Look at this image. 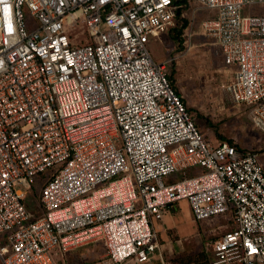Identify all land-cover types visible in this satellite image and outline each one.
Returning a JSON list of instances; mask_svg holds the SVG:
<instances>
[{
  "label": "built area",
  "instance_id": "built-area-1",
  "mask_svg": "<svg viewBox=\"0 0 264 264\" xmlns=\"http://www.w3.org/2000/svg\"><path fill=\"white\" fill-rule=\"evenodd\" d=\"M189 1L213 10L199 26L222 54L224 89L264 131V0ZM181 5L0 0V264H61L96 241L110 264L147 262L153 222L181 199L195 220L230 213L209 264H264L258 153L208 142L167 79L171 58L146 49ZM45 170L33 216L25 198Z\"/></svg>",
  "mask_w": 264,
  "mask_h": 264
},
{
  "label": "rangeland",
  "instance_id": "rangeland-1",
  "mask_svg": "<svg viewBox=\"0 0 264 264\" xmlns=\"http://www.w3.org/2000/svg\"><path fill=\"white\" fill-rule=\"evenodd\" d=\"M259 5H249L241 9L242 15L261 11ZM213 10L202 8L197 2H187L182 11L187 24L182 28L179 37L174 35L168 26L158 36H149L145 45L151 58L167 62L165 71L169 72L171 82L181 95L184 106L203 137L210 143L229 139L242 148L251 147L257 151L264 150V131L252 126L248 118L245 104H233L224 89L229 72L222 63V54L213 38L201 32L199 21L210 17ZM68 33V32H67ZM82 42V36H79ZM259 144V145H258ZM264 158L261 154L260 160ZM261 165L262 162L260 161ZM263 168V165H262ZM193 168L185 169L191 172ZM49 172L45 170L37 178L36 183L28 190L25 201L30 213L37 214V195L42 183L41 177ZM179 173L164 177V182L177 179ZM185 199L172 203L168 207L170 219L164 218L157 231V237L166 234L175 252L173 258H198L196 250L204 248L207 239L218 234L228 225L229 214L214 215L202 220L190 217ZM157 221H154L156 224ZM157 222V224H160ZM214 225V226H213ZM165 226V227H164ZM166 232H164V229ZM161 239L158 237V243ZM164 248L163 244L160 249ZM72 264H110L106 260L102 246H81L75 249ZM65 264V261H64Z\"/></svg>",
  "mask_w": 264,
  "mask_h": 264
},
{
  "label": "crops",
  "instance_id": "crops-1",
  "mask_svg": "<svg viewBox=\"0 0 264 264\" xmlns=\"http://www.w3.org/2000/svg\"><path fill=\"white\" fill-rule=\"evenodd\" d=\"M246 108H248L247 105H246ZM248 118H249V116H248ZM238 146H239V148L244 149V150L256 151L258 153L259 160H260L261 154H264V150H261L259 152V151L255 150V149L251 148V147L242 148L240 144ZM260 161L262 162L263 172H264V158L262 160H260ZM185 209H188V207L186 205H185ZM188 211L190 213V217L193 218L192 215H191L190 209H188ZM164 218L170 219V214L168 212V209L163 212V215H162L161 219L158 220L157 222H159V223L162 222V220ZM229 218H230V216H229ZM196 221H198V220H196ZM157 222H156V224L153 222V225L155 227V235H156V243H157V249L155 251L154 257L151 258L149 261L144 262V263H134L132 261H128V262H126L124 264H178V262H182V261H185V260H186L185 264H209V259H210L209 241L211 239H213V238L218 237L224 230H227V229H230V228L233 227V224H232V222L230 220L228 225L226 226V228L224 230H222V231L220 230V232L218 234H213L212 236H210L207 239V241H206V243L204 245V248H200L199 250H196L200 254V255H198V258H173V256L175 257V255L177 257L180 252H175L174 251V248L172 247L171 242L168 241V239H167L168 237L166 236L165 233L162 236L158 235V237L161 239L160 240L161 242L158 243V237H157L158 233H157V231L162 226H161V223L157 224ZM166 229H168V228H165L164 232H166ZM162 244H163L164 248L160 249V246ZM99 245H101L103 250L105 251L104 246H103L101 241L89 242V243H85V244L70 248L68 251H66L63 254V256L61 257L60 263L64 264V261H65V264H72L71 261H69V259L73 258L72 256L74 255V251L78 247H81V246H89V247H91V246H93V247L97 248ZM257 264H259V263H257Z\"/></svg>",
  "mask_w": 264,
  "mask_h": 264
},
{
  "label": "trees",
  "instance_id": "trees-1",
  "mask_svg": "<svg viewBox=\"0 0 264 264\" xmlns=\"http://www.w3.org/2000/svg\"><path fill=\"white\" fill-rule=\"evenodd\" d=\"M174 2L177 3V4L183 3V5H181V6H179V7L176 8L175 13H174V18H173V20L175 19L176 21H175V23L170 27V30H173L174 35L178 38L179 35H180V32H181L182 28H184V27L186 26V24H187L186 19L183 18V16H182V11H183V9H184V7L186 6L187 3L185 2V0H174ZM189 2H190V1H189ZM210 16H212V15H210ZM166 76H167V79H168L170 85H171L172 88L174 89V91H175L177 94H179V93L176 91V89L174 88V86H173V84H172V82H171V78H170V74H169V72L166 73ZM179 95H180V94H179ZM180 98H181V96H180ZM181 101L183 102L182 98H181ZM183 104H184V103H183ZM185 109L187 110L186 107H185ZM187 111H188V110H187ZM193 123H194V125H195V122H194V121H193ZM195 127H196V125H195ZM196 128H197V127H196ZM197 130H198V128H197ZM198 131H199V130H198ZM224 140L227 141V142L230 143V144H233V145L236 146L237 148L239 147L235 142H233V141H231V140H229V139H224ZM200 171H202V169H200V168H196V169H195V172H200ZM189 173H190V172L184 171L183 174H179V175H178L177 179H178V178H181V177H183V176H186V175H188ZM188 258H189V257H188ZM57 261L60 262V260H57ZM185 263H186V260H185V261H182V262H178V264H185Z\"/></svg>",
  "mask_w": 264,
  "mask_h": 264
}]
</instances>
